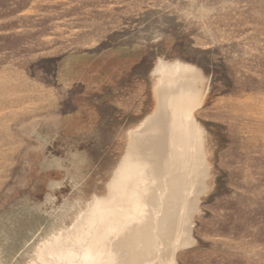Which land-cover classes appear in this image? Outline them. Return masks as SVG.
<instances>
[{
  "label": "rangeland",
  "instance_id": "1",
  "mask_svg": "<svg viewBox=\"0 0 264 264\" xmlns=\"http://www.w3.org/2000/svg\"><path fill=\"white\" fill-rule=\"evenodd\" d=\"M163 63L200 79L209 168L174 264H264V0H0V264L109 196Z\"/></svg>",
  "mask_w": 264,
  "mask_h": 264
},
{
  "label": "bare ground",
  "instance_id": "2",
  "mask_svg": "<svg viewBox=\"0 0 264 264\" xmlns=\"http://www.w3.org/2000/svg\"><path fill=\"white\" fill-rule=\"evenodd\" d=\"M157 72V108L132 133L109 196L38 244L29 264H174L190 242L209 169L193 117L200 79L181 64L163 63Z\"/></svg>",
  "mask_w": 264,
  "mask_h": 264
}]
</instances>
